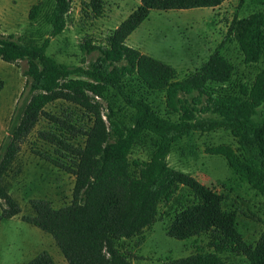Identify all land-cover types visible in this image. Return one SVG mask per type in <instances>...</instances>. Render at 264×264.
<instances>
[{"label":"trees","instance_id":"trees-1","mask_svg":"<svg viewBox=\"0 0 264 264\" xmlns=\"http://www.w3.org/2000/svg\"><path fill=\"white\" fill-rule=\"evenodd\" d=\"M76 1L50 0L46 21L53 35L64 32ZM227 1L141 0V5L114 30L107 45L85 42L86 50L99 52L91 72L98 84L69 79L70 72L46 55L48 40L42 46L26 44L0 32V59L9 63L30 62L29 95L17 109L0 161V200L5 202L0 221L22 212L3 186V179L23 140L47 116L60 125L55 131L45 130L40 135L58 146L55 151L60 158L53 159V163L75 175L73 201L56 209L49 200L33 199L35 214L24 216L23 220L50 234L68 264H133V256L123 251L119 242L140 237L151 228L158 220L159 205L171 202L180 187H186L193 200L176 212L167 229L168 236L181 241L206 236L208 241L196 253L169 259L164 264H230L228 260L233 256L244 257L248 264H264V231L255 245L249 244L238 230V211L223 208L226 196L169 164L170 154L183 139L191 143L196 132L225 129L236 139L239 148L223 144L208 148V153L223 156L235 174L264 197V68L253 80L235 84L237 66L221 52L223 45L233 39L246 67L259 64L264 59V12H253L243 18L235 16L220 48L182 80L172 65L127 44L152 10L217 8ZM245 1L239 0V6ZM88 6L96 17L102 16V0H91ZM43 12L41 4L34 5L29 14L31 23L37 24ZM133 77L147 92L164 93L167 108L179 115V120L172 122L160 117L148 100L128 98L137 110L136 132L148 130L157 135L151 159L134 162L139 176L133 174L128 157L133 137H121L118 121L109 114L108 123L102 104L91 96L103 98L104 85L113 87L115 78L125 83ZM212 85L235 86L237 92L228 90L219 96ZM119 87L123 92L124 86ZM190 96H194L195 105L201 104L206 96L207 107L218 118L196 121L192 116L195 109L188 104ZM58 99L81 107L89 114L92 124L86 130L78 129L70 121L47 113L46 106ZM183 114L188 117L182 118ZM69 132L82 135L85 144L77 146ZM116 137L120 140L113 142ZM26 264L56 262L48 252H42Z\"/></svg>","mask_w":264,"mask_h":264},{"label":"rangeland","instance_id":"rangeland-1","mask_svg":"<svg viewBox=\"0 0 264 264\" xmlns=\"http://www.w3.org/2000/svg\"><path fill=\"white\" fill-rule=\"evenodd\" d=\"M90 2H74L66 29L56 36L51 33L52 28L46 21L51 9L50 0H0V32L26 44L42 46L48 40L46 55L70 72L69 79L98 84L91 72L96 67L99 52L86 50L83 47L85 42L90 41L96 46L107 45L114 30L141 5V0H102L101 17H96L90 10ZM36 4H41L44 12L34 25L29 14ZM258 11L264 12V0H246L241 7L239 0H229L217 8L152 10L148 19L129 37L127 44L172 65L178 71V79L182 80L198 70L220 48L235 16L243 18ZM221 52L237 66L235 84L253 80L264 68V59L257 65L246 67L233 39L223 45ZM29 64L28 60L9 63L0 59V161L17 109L29 95ZM115 80L116 85L113 87L104 85L103 98L91 96L102 104L106 120L111 114L118 121L121 137H133L128 157L133 174L139 176L134 162L151 159L155 153L157 135L148 130L136 132L137 110L128 102V98L148 100L154 111L166 120L177 122L179 115L167 108L164 93L147 92L134 77L126 79L125 83L118 78ZM119 86H124L123 92ZM212 88L219 96L225 95L228 90H235V86L225 88L212 85ZM194 96L188 98V104L191 109H195L192 116L196 121L218 118L207 107L206 96H203L199 105L192 102ZM45 110L57 118L70 121L78 129L86 130L92 124L87 112L64 99L49 104ZM181 117L186 119L188 115L183 114ZM59 125L51 122L47 116L42 117L21 143L18 154L4 176L3 186L19 203L22 212L12 219L0 221V264H26L42 252H48L56 264H68L50 234L23 220L24 216L35 214L31 205L33 199L49 200L56 209L73 201L76 177L53 163V159L60 158L55 151L58 146L45 141L40 135L45 130H57ZM68 134L77 146L85 144V138L79 133ZM118 140L116 137L113 142ZM223 144L239 148L236 139L225 129L209 133L196 132L191 143L183 139L175 147L169 156V164L224 194L223 208L227 210L234 206L239 213V231L249 244L255 245L260 230L264 228V199L252 191L249 197L244 196L248 185L241 182L242 178L238 175L234 179L235 172L223 156L208 153V148ZM192 200L189 190L180 187L171 202L159 205L158 220L151 228L140 237L119 242V247L133 256V264H164L169 259L188 257L196 253L197 248L205 247L208 241L206 236L181 241L167 234L176 212ZM4 207L5 202L0 200V214ZM228 261L230 264H248L244 257L233 256Z\"/></svg>","mask_w":264,"mask_h":264},{"label":"crops","instance_id":"crops-1","mask_svg":"<svg viewBox=\"0 0 264 264\" xmlns=\"http://www.w3.org/2000/svg\"><path fill=\"white\" fill-rule=\"evenodd\" d=\"M233 146V145H232ZM234 179H237V175L234 173ZM241 182H243V183H245V184H247L248 185V183L245 181V180H240ZM248 187H249V189H245V191H244V196H246V197H249L250 196V194L253 192V193H258L257 191H255L254 189H252L249 185H248ZM252 191V192H251ZM238 193V192H237ZM261 195V194H260ZM262 196V195H261ZM263 197V196H262ZM263 199H264V197H263ZM263 204H264V200H263ZM225 210V209H224ZM231 210H236L235 208H234V206L232 205V206H230V209H227L226 211H231ZM238 216H239V213H238ZM238 221H239V217H237V224H238ZM239 230V229H238ZM264 231V228L262 229V231L260 230V235L258 236V239L256 240V242L255 243H257V241L259 240V238H260V236H261V234H262V232ZM241 233V232H240ZM242 236H244V234H242ZM244 238V237H243ZM245 239V238H244ZM247 241V240H246Z\"/></svg>","mask_w":264,"mask_h":264}]
</instances>
